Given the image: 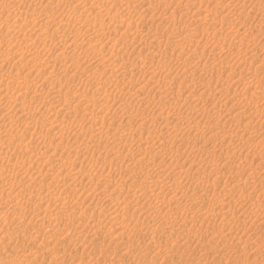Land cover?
I'll return each instance as SVG.
<instances>
[{
  "label": "rangeland",
  "instance_id": "1",
  "mask_svg": "<svg viewBox=\"0 0 264 264\" xmlns=\"http://www.w3.org/2000/svg\"><path fill=\"white\" fill-rule=\"evenodd\" d=\"M2 1H4L3 4ZM100 1L101 0L0 1V144H2L0 145V148H2V150L0 149V173H3L0 175V264H264V222L262 221L264 220V191L262 192V190H264V160H262L264 159V117H262L264 116V48H262L264 47V0H223L221 2H224L223 4L226 6L225 10L224 8H220V0H216V2L215 0H206V6L207 4L209 6H201V12L202 10L203 12L200 20H198V17L192 13L199 6L197 1L191 2L183 0L185 1L183 2L182 0H179V2L181 1V4L185 3V7L190 6L189 10H184L183 6V8H181L182 12L180 13L181 10H179L177 14V22H174V24L170 26H159V28H161V31L159 32H161L162 36L159 35L158 40H162L161 45L163 46H161V48H156L152 43L154 35L156 34L155 32H157L155 25L162 20L161 17L163 16H160L162 14L161 9H173L178 0H134L133 3V0H129L130 2L128 0H119L123 2L122 8V4H119L118 0H114V4L113 0H104V3H101ZM147 1L148 3H146ZM128 2L131 5L128 4ZM226 2L228 4H226ZM5 3L12 4L15 9L4 7ZM134 4L136 6L135 9L138 7L140 9V4L149 7L153 14L156 13L154 16L157 15V17L152 19L149 15H146V17L141 16V18L143 17L144 19H142V24L147 25H144L143 27L142 24H139L140 29L138 30L131 28L129 30V37L133 36L132 38L134 40L132 38H127V36V40L125 41L124 32L126 31V28L121 26L116 29V26L118 25L108 24L109 20L106 16V11L111 9V11H115L116 6L119 10L123 9L124 12H127L128 10H131L130 6H133ZM101 5L103 7H101ZM17 8L26 12V15L24 14L21 17L22 19H16ZM257 9L259 11H257ZM31 11L33 13H31ZM101 11L104 14L103 20L106 19L104 22H106L108 30L101 27V24L103 23L101 20ZM27 13L30 14L28 15ZM213 14L216 18L215 20ZM202 16H204L203 18L206 21L203 20ZM141 18L140 16H136L135 22L138 23L139 21H142L140 20ZM210 19L213 20L209 22ZM219 19L220 21L222 20V22H219ZM17 20H19V22ZM214 22L216 27L212 26ZM21 23L23 25H20ZM221 23H223V26ZM205 25H208V27ZM150 26L152 29H150ZM175 26L178 31L175 29ZM196 26H200L203 28L202 30L207 28L204 31L210 33L208 34L205 32V34H203L201 31L195 32ZM26 27L31 31L29 32ZM243 27L246 28L242 29ZM216 28L221 30L217 31L218 29ZM240 29L241 31H239ZM112 30H115L116 33ZM153 30L155 32H153ZM3 31L6 34L3 33ZM136 31L140 32L138 33ZM150 31L153 36L149 35V33H151ZM103 33L111 34L112 36L105 34L104 39L101 42V34ZM219 34L220 36L218 37L217 35ZM134 35H136L135 38ZM23 36L25 38H23ZM191 36H194L192 37L194 39H191L192 41L188 46V44L184 43V40L188 43ZM112 37H114V39ZM121 37L123 38V41H120ZM143 37L144 40H142ZM163 39L166 40V43ZM198 40L202 42L199 43ZM110 41H113V43ZM88 42H91L92 44H88ZM117 42L120 43L117 44ZM180 42L182 45L186 46L180 48ZM82 43L84 44L81 45ZM178 43H180V45H178ZM201 43L205 44V49L208 51L215 49L214 55L211 51L209 53L206 50L202 53V47L200 46ZM74 44H77L76 49H74ZM87 44L89 46H87ZM113 44H115L114 47L116 49L118 47L120 48H118V50L121 59H117L116 64L117 62L122 64V71L130 72L134 69V72H136L133 79L125 78L127 82L130 80H132L130 81L132 83L135 82L133 84L134 86L136 85L135 88H139L145 84L146 79L151 73L145 75L142 73H145V70H147L146 68H148H144V66L150 64V60L148 59L149 61L146 62L144 57L155 54L153 58L154 63L165 64L164 66L166 68L170 67L175 70L172 75L164 78L167 84L174 87V89H181L179 90V93L183 99L180 98L177 102L171 100V103H161L157 98L160 94L157 95V89L154 87L155 84H152L147 88V90L150 89L148 90L149 92L140 91L135 93L136 95L133 96L130 103L131 106L129 105L130 110H137L138 112L149 107L145 113L146 115H141L143 117L140 116L142 119L132 118L131 121L128 122L126 121L127 117H125L126 114L124 113H118L117 117H113L112 113L115 109L113 111L112 109L118 108L119 104L114 102L112 103V106H108L103 104L102 99L105 89L109 88L111 90L113 89V85L112 83H106L105 85L107 87L105 85L101 86V77L104 82H108L106 81L108 78L112 79L114 78L115 73H120V71L116 72L115 70V66L117 65H114V67H107L105 66L106 64H101V55H104L107 60L112 55L111 49ZM213 44L216 47H214ZM220 44L221 47L219 48ZM55 45L59 46L56 47ZM108 45L112 46L110 47ZM151 45H153V47H150ZM62 47H66V49L64 50ZM105 47H107V49ZM148 50L149 52H147ZM105 53H107V55ZM190 54H193L194 56ZM261 59L263 60L261 61ZM227 60L228 62H225ZM178 70L181 72H177ZM101 71H105L107 74L105 72L102 74ZM178 73L181 74L179 75ZM139 74L144 77H141ZM107 75L109 77H107ZM185 76H188V79H195L193 81L194 83H197L195 84L197 86L190 87V85H188L190 80L183 83ZM220 80H222L221 82L223 83H220ZM227 80H230V83L233 85H240V87L238 86L236 93L225 91L224 83ZM246 82H250L256 87L255 90H258L255 96L249 94L254 90V87L250 90L246 88L243 89L246 86ZM199 85L200 88H198ZM204 86L208 89H205ZM261 86H263V88ZM196 89L199 90L196 92ZM24 90L26 92H23ZM21 91L23 93H21ZM142 92L144 94H142ZM191 92L195 94L193 95ZM141 94L142 96L145 94L147 96L145 95L146 97H142L140 96ZM161 95L167 97L163 92H161ZM20 96L22 97L21 100L19 98ZM57 96L59 97V100L57 99ZM151 96H153V98ZM60 98L64 100L67 98L68 100L66 99L64 101ZM25 100L26 102H24ZM244 102L245 104H243ZM20 103L22 106H20ZM176 103L178 104L175 105ZM159 104L163 107L160 108ZM156 105L158 107H156ZM2 107L4 108L2 109ZM256 108L261 110H256ZM159 110L160 112L163 110L162 115L159 114ZM255 111H258V113ZM176 114L180 117L176 116ZM51 116H54L52 117L53 119L50 118ZM62 116L64 118H62ZM160 116L163 117L161 118L162 120L160 119ZM55 117L62 119H57ZM165 118L167 122H164ZM10 119H12L14 123ZM47 119H49V121H47ZM65 119L66 121H64ZM121 119L125 120V122H120L122 121ZM8 120H10V122ZM91 120H93L92 122L95 123V126H93L94 124ZM118 122L120 124L119 127L122 128L120 131L121 133L118 132L117 135H123L124 137L132 136L133 138L132 141H129L128 143L121 142L118 147H112L113 149H111V144L112 146H117L111 140H113V133L116 132H114V128L117 127ZM142 122L145 123V128L147 127L149 129V127L152 126L150 128L152 130L150 131L152 132L153 140L151 139L150 143L153 142V144L144 149L145 144L143 143V150L140 151V153L138 152L140 148L138 147V144L142 141L145 142V139L151 136V134L148 135L147 131L144 129L140 132L138 131V123L141 124ZM173 123H177L174 124L177 127L174 126ZM163 125H166L168 129H165L166 126ZM196 126L200 128H197ZM190 128L191 130H189ZM206 130H210L209 133ZM222 130L224 131L222 132ZM56 132H58L57 136L59 137L55 136ZM128 132H130V134H128ZM182 132L186 134L184 141H180V137L178 136L180 133L182 134ZM214 133L221 138H219V136H216V138L210 136ZM48 134H53L52 136L55 137L52 138L48 136ZM169 134L173 136L172 140L170 139L171 135ZM225 134L231 135L230 137L232 141L229 135L225 136ZM9 135L10 137L12 136L11 139H9ZM198 136L200 138H198ZM13 137L15 139H13ZM106 138L109 140H105ZM156 138H158V140ZM160 138L163 139L159 140ZM175 138L179 141H176ZM245 139H247L246 141H249L247 142L248 144L244 143ZM4 140L6 141L3 143ZM7 141L10 144V149L4 145L7 144ZM110 141L111 144H109ZM135 141L138 142L135 143ZM160 141L161 144L159 146ZM193 142H196V145ZM122 144L123 146H121ZM156 145L157 147H155ZM149 148L151 150H149ZM12 149L13 153L10 154ZM120 149L124 152L120 151ZM115 150H117V152H114ZM146 150L148 151L146 152ZM144 151L146 152V155ZM16 152L19 154H16ZM128 152H136V156L132 161L131 159L124 157ZM111 153L114 157L116 155L118 158L114 161L112 166H109L108 163L104 161L107 155L109 156ZM152 153L156 155H153ZM1 156H6L7 158ZM9 156L10 158H8ZM148 156L149 158H147ZM159 158L162 160L160 161ZM144 159L146 162H144ZM183 159L184 161H182ZM210 159L211 163H217V165H215L221 167L219 170L222 173H217L218 177H220L218 179L219 182L217 181V183L212 186L213 188L209 187L206 192L204 188L205 184L202 180H205L204 176L206 177V174L210 171V168H212L206 165V162ZM153 162H157V165L152 164ZM134 163H136V166ZM148 164L155 167L158 166V164L161 167H167V170H165V172L159 177V182L161 181L160 189L162 188L163 190L156 189L153 193H157L155 195H159L160 199L163 198L161 200H167L170 197H174L176 201L179 200V203L173 204L174 206H172V208L171 206H164V208L163 205H160L159 208L147 207L144 208V211L141 209V212L140 210L137 212L134 207L128 206L126 213L129 215L126 214V217L123 216L124 218L120 214L117 215V217H114L113 214H111V211L114 209V205H116L115 201L104 194L110 193L109 190L114 187H118L120 190L124 185H128L129 182H131V179L133 180V177L127 178L128 181L126 179L120 181V184H116L114 187L109 185L107 188H104L105 183L101 182V176H103L102 173L106 174L108 172H113L115 173V176H118L119 171H122L125 168V171L129 170V173L131 172L130 174L135 175L136 171L140 173V170ZM133 165L134 167H132ZM191 167L192 169H190ZM126 168H128V170H126ZM258 168L259 170H257ZM23 169L24 173L22 171ZM196 171L197 173H195ZM88 174L91 175L88 176ZM195 174L199 176H196ZM134 177L138 181V175L136 174ZM141 178L143 177H140L139 179ZM210 178L212 179L213 177L210 175ZM16 181L18 183L20 182V186L17 185L18 183ZM174 181L180 184L176 190L171 189ZM146 184H151V181L147 180ZM24 187L26 188L25 191H27L25 193H23ZM128 188L124 189L125 192H123L124 194H121L120 197L125 196V199H132L133 196H135L134 194H136V192H134L133 189L131 190L133 187ZM18 190L22 192H19L20 194L18 193L19 196L16 194ZM181 194L185 196H182ZM191 195L193 197H191ZM210 196L212 197L210 198ZM250 200L253 204L250 203ZM29 201H31V204L28 203ZM121 202L122 204H125L123 201ZM121 202H119L120 208L123 206L120 204ZM226 202L229 205L226 204ZM12 204L15 208L12 207ZM219 204L223 205L221 210L220 207H218ZM192 206L194 210L200 209L199 213L201 214L198 215V217H195L196 213L189 212L193 214V217L188 215V217H191L190 219L186 216L182 218L180 215L182 209ZM261 207L263 208L261 209ZM166 208L171 209L167 210ZM212 208H215L217 211ZM154 210H157L156 214L158 216L154 213ZM227 210H229V213ZM202 211H204L203 213L205 214H203ZM209 211L216 215L209 214L208 217L204 216L207 215L206 212ZM231 212L235 214H232ZM146 214L148 217L144 218V215ZM166 215H171L172 217L167 218V220L165 219ZM210 216L214 219H211ZM233 217H235V220H232ZM115 220H118L119 222L122 221L124 227L122 229L115 228ZM137 220H139V222ZM112 223L114 225L110 227ZM133 226H139L142 229L136 232L134 239H131L130 241L127 237L130 235L128 233L133 232ZM109 228L111 232L108 231ZM118 232H124L126 238L117 236ZM131 243L132 248L130 251H127L126 245ZM172 246L173 249L171 248ZM123 255L125 256V259L120 261L119 259ZM125 260L128 261V263ZM147 260L149 262H147Z\"/></svg>",
  "mask_w": 264,
  "mask_h": 264
},
{
  "label": "bare ground",
  "instance_id": "2",
  "mask_svg": "<svg viewBox=\"0 0 264 264\" xmlns=\"http://www.w3.org/2000/svg\"><path fill=\"white\" fill-rule=\"evenodd\" d=\"M1 1V0H0ZM109 1V0H108ZM129 1V0H128ZM183 1V0H182ZM187 1H191V2H198L199 3V6H198V8L197 9H195V11L194 12H192V13H194L195 15H196V17H198V20H200V17H201V15H202V12H203V10H202V12H201V6H206V0H187ZM221 1H223V0H220L219 2H220V8H224V10H225V5L223 4L224 2H221ZM3 2L4 1H2V4H3ZM101 3H104V0H101L100 1ZM106 2V1H105ZM110 2H112V1H110ZM130 2V1H129ZM128 2V4H130ZM134 2V0L132 1V3ZM141 2V1H140ZM163 2V1H162ZM183 2H185V1H183ZM206 2V3H205ZM215 2H216V0H215ZM228 2V1H227ZM226 2V4H228ZM243 2V1H242ZM108 3V2H107ZM115 3V1L113 0V4ZM118 3L119 4H122L123 2L122 1H119L118 0ZM146 3H148V1L146 2ZM236 3V2H235ZM110 4V3H109ZM112 4V3H111ZM137 4V3H136ZM158 4V3H157ZM190 4V3H189ZM103 5V4H102ZM101 5V7H103ZM117 5V4H116ZM131 5V4H130ZM139 5V4H138ZM150 5V4H149ZM169 5V4H168ZM167 5V6H168ZM175 5V4H174ZM195 5V4H194ZM242 5V4H241ZM251 5V4H250ZM106 6H108V5H106ZM140 6H141V8L139 9V7L137 8V9H135V4L133 5V6H130L131 7V10H128L127 12H124V10L122 9V10H119V8H117L116 6H115V11H111V10H108V11H106V16H107V18H108V20H109V22H108V24L110 23V24H112V25H118V26H116V29L118 28V27H121V26H123V27H125L126 28V31L124 32V39H125V41L127 40V38H129V39H131L132 37H129V30L131 29V28H135L136 30H138V29H140V26H139V24H142V22H143V17L145 16L146 17V15L148 16L149 15V17L150 18H155V17H157V15L156 16H154V14H156V13H154L153 14V12H152V10L149 8V7H145V5L143 6V5H141L140 4ZM155 6H157V5H155ZM172 6V5H171ZM183 6H184V10L186 9V10H189V7L190 6H186L185 7V3H183V4H181V1L179 2V0L176 2V5H175V7L173 8V9H171V10H169V8H168V10L167 9H161V11H162V14L160 15V16H163V17H161V21L160 22H158V24H156L155 25V29L157 30V32H155L154 30H153V32H155L156 34L154 35V39H153V41H152V43H153V45L154 46H156V48L157 47H160L161 48V46H163V45H161V42H162V40H158V38H159V35L160 36H162L161 35V32H159V31H161V28H159V26H170V25H173L174 24V22H177V20H176V17H177V14H178V12H179V10H181V8H183ZM196 6V5H195ZM207 6H209L208 4H207ZM206 6V7H207ZM213 6V5H212ZM211 6V7H212ZM228 6V5H227ZM230 6V5H229ZM4 7H11V9H15L14 8V6L12 5V4H10V3H5L4 4ZM119 7V6H118ZM123 7V4H122V6H121V8ZM151 7V6H150ZM248 7V6H247ZM262 7V6H261ZM106 8V7H105ZM127 8V7H126ZM167 8V7H166ZM205 8V7H204ZM252 8V7H251ZM214 9V8H213ZM234 9V8H233ZM250 9V8H249ZM17 10V13H16V19L18 18V19H20L24 14L26 15V12H24V11H21V9H16ZM105 10V9H104ZM155 10H157V9H155ZM231 10V9H230ZM251 10V9H250ZM191 11V10H190ZM209 11V10H208ZM229 11V10H228ZM234 11V10H233ZM257 11H259L258 9H257ZM24 12V13H23ZM104 12V11H103ZM156 12V11H155ZM158 12V11H157ZM182 12V10L180 11V13ZM213 12V11H212ZM227 12V11H226ZM231 12V11H230ZM239 12V11H238ZM31 13H33L32 11H31ZM259 13V12H258ZM28 14V13H27ZM30 14V13H29ZM28 14V15H29ZM188 14V13H187ZM231 14V13H230ZM253 14V13H252ZM263 14V13H262ZM27 15V16H28ZM103 13H102V11H101V20H102V26L101 27H103L105 30H108V27H107V25H106V22H104L106 19H104L103 20ZM26 16V17H27ZM136 16H140V18H141V16H143L140 20H142V21H139L138 23L137 22H135L136 21ZM192 16V15H191ZM205 16V15H204ZM204 16H202V18L204 17ZM213 16H214V14H213ZM226 16V15H225ZM239 16V15H238ZM244 16V15H243ZM251 16V15H250ZM25 17V16H24ZM29 17V16H28ZM229 17V16H228ZM230 17H232V16H230ZM236 17V16H235ZM253 17V16H252ZM34 18V17H33ZM138 18V17H137ZM208 18V17H207ZM22 19V18H21ZM37 19V18H36ZM197 19V18H196ZM216 18H215V16H214V20H215ZM24 20V19H23ZM26 20V19H25ZM175 20V21H174ZM203 20H205L204 18H203ZM211 20H213V19H210V21L209 22H211ZM255 20V19H254ZM18 22H19V20H17ZM22 21V20H21ZM206 21V20H205ZM204 21V22H205ZM217 21H218V19H217ZM216 21V22H217ZM34 22H35V20H34ZM153 22H154V20H153ZM219 22H222V20L220 21V19H219ZM245 22V21H244ZM23 23H25V22H23ZM27 23V22H26ZM38 23V22H37ZM147 23V22H146ZM148 23H150V22H148ZM241 23V22H240ZM249 23V22H248ZM33 24H35V23H33ZM39 24V23H38ZM184 24V23H183ZM187 24H189V23H187ZM186 24V25H187ZM209 26H211L209 23H207ZM222 24V26H223V23H221ZM20 25H23L22 23L20 24ZM36 25V24H35ZM34 25V26H35ZM144 25H147V24H142V26L144 27ZM149 25V24H148ZM176 25V24H175ZM208 25H205V26H207L208 27ZM216 24H215V22L213 23V25L212 26H215ZM239 25V24H238ZM249 25V24H248ZM247 25V26H248ZM24 26H26V25H24ZM23 26V27H24ZM31 26H32V23H31ZM30 26V27H31ZM163 26V27H164ZM204 26V25H203ZM221 26V25H220ZM250 26V25H249ZM29 27V26H28ZM38 27H41V26H38ZM110 27V26H109ZM152 27H154V26H152ZM186 27V26H185ZM216 27V26H215ZM239 27V26H238ZM25 28V27H24ZM27 28V27H26ZM35 28V27H34ZM147 28H149V27H147ZM181 28V27H180ZM193 28V27H192ZM220 28V27H219ZM225 28V27H224ZM244 28H246V27H243L242 29H244ZM262 28H263V26H262ZM9 29V28H8ZM7 29V30H8ZM21 29V28H20ZM28 29V28H27ZM26 29V30H27ZM42 29V28H41ZM150 29H152L151 28V26H150ZM171 29V28H170ZM175 29H176V26H175ZM203 28H201L200 26H196V28H195V32L196 31H201V33H203V34H205V32L206 31H204L205 29H207V28H205L204 30H202ZM216 29H218V28H216ZM235 29V28H234ZM10 30V29H9ZM19 30V29H18ZM29 30V29H28ZM39 30V29H38ZM124 30V29H123ZM177 30V29H176ZM221 29H218L217 31H220ZM254 30V29H253ZM11 31V30H10ZM15 31V30H14ZM21 31V30H20ZM31 30H29V32H30ZM40 31V30H39ZM102 31V30H101ZM113 31V30H112ZM135 31V30H134ZM140 31H142V30H140ZM139 31V32H140ZM144 31V30H143ZM149 31V30H148ZM172 31H174V30H172ZM178 31V30H177ZM193 31V30H192ZM207 31H209V30H207ZM211 31V30H210ZM216 31V30H215ZM238 31V30H237ZM239 31H241V29L239 30ZM262 31V30H261ZM113 32H115V30L113 31ZM136 32H138V31H136ZM138 32V33H139ZM151 32V31H150ZM222 32V31H221ZM232 32H234V31H232ZM246 32V31H245ZM259 32V31H258ZM3 33H5L4 31H3ZM38 33H40V32H38ZM108 33H109V31H108ZM111 33V32H110ZM116 33V32H115ZM119 33H121V32H119ZM131 33V32H130ZM193 33V32H192ZM200 33V32H199ZM206 33H210V32H206ZM213 33V32H212ZM211 33V34H212ZM218 33V32H217ZM261 33V32H260ZM263 33V32H262ZM6 34V33H5ZM25 34V33H24ZM23 34V35H24ZM106 33H103V34H101V42L103 41V39H104V35H105ZM134 34H137V33H134ZM147 34V33H146ZM152 34V32L151 33H149V35H151ZM195 34V33H194ZM214 34V33H213ZM212 34V35H213ZM243 34V33H242ZM241 34V35H242ZM9 35V34H8ZM42 35V34H41ZM44 35V34H43ZM106 35H111V34H106ZM121 35V34H120ZM143 35V34H142ZM201 35V34H200ZM229 35V34H228ZM250 35V34H249ZM16 36H17V34H16ZM112 36V35H111ZM119 36V35H118ZM122 36V35H121ZM128 36V37H127ZM135 36L136 35H134V38H135ZM140 36V35H139ZM144 36V35H143ZM151 36H153V35H151ZM165 36H167V35H165ZM174 36V35H173ZM218 37L220 36V34L219 35H217ZM217 36H215V37H217ZM1 37V36H0ZM4 37H5V35H4ZM4 37H3V39H4ZM127 37V38H126ZM149 37V36H148ZM172 37V36H171ZM176 37V36H175ZM192 37H194V36H191V38H189L190 40L188 41V43L186 42V40H184V43L185 44H188V46H189V43H191V39H194V38H192ZM205 37V36H204ZM246 37V36H245ZM263 37V36H262ZM23 38H25L24 36H23ZM39 38V37H38ZM109 38H110V36H109ZM113 39H114V37H112ZM138 38H140V37H138ZM146 38V37H145ZM173 38V37H172ZM196 38V37H195ZM222 38V37H221ZM225 38V37H224ZM240 38V37H239ZM115 39H116V37H115ZM133 39V38H132ZM148 39V38H147ZM166 39V38H165ZM216 39V38H215ZM247 39V38H246ZM251 39V38H250ZM98 40V39H97ZM107 40V39H106ZM105 40V41H106ZM134 40V39H133ZM142 40H144V37H143V39ZM164 40V39H163ZM170 40H172V39H170ZM209 40V39H208ZM207 40V41H208ZM217 40H219V39H217ZM221 40V39H220ZM225 40V39H224ZM254 40V39H253ZM2 41V40H1ZM105 41H104V43H105ZM109 41V40H108ZM120 41H123V38L121 37L120 38ZM124 41V42H125ZM146 41V40H145ZM151 41V40H150ZM172 41H174V40H172ZM199 41V40H198ZM247 41V40H246ZM25 42V41H24ZM110 42H112L113 43V41H110ZM135 42V41H134ZM141 42H143V41H141ZM164 42L166 43V40H164ZM194 42V41H193ZM200 42H202V41H199V43ZM215 42H217V41H215ZM229 42V41H228ZM85 43V42H84ZM84 43H82L81 45H83ZM111 43V44H112ZM120 42H117V44H119ZM121 43H123V42H121ZM127 43V42H126ZM130 43V42H129ZM149 43V42H148ZM147 43V44H148ZM181 43V42H180ZM180 43H178V45H180ZM204 43H205V41H204ZM218 43V42H217ZM241 43H243V42H241ZM250 43V42H249ZM22 44V43H21ZM30 44V43H29ZM60 44V43H59ZM88 44H92L91 42H88ZM87 44V46H89ZM109 44V43H108ZM134 44V43H133ZM140 44V43H139ZM145 44V43H144ZM221 44H223V43H221ZM221 44H220V46H219V48L221 47ZM229 44V43H228ZM227 44V45H228ZM235 44V43H234ZM260 44V43H259ZM79 45V44H78ZM80 45V46H81ZM114 45L115 44H113V47H112V49H111V52H112V55L110 56V58H108V60L105 58V56L104 55H101V64H106L105 66H113L114 67V65H117V66H115L116 68H115V70H116V72L117 71H120V73H115L114 74V78H112V79H110V78H108L106 81H108V82H104L103 80H102V77H101V86L102 85H105L106 83H112V85H113V89H109V88H106L105 89V92L103 93L104 94V96H103V104H106V105H108V106H112V103H114V102H117L118 104H119V107L118 108H113L112 109V111H113V113H112V116L113 117H117V115H118V113H121V114H126V116L125 117H127L126 119V121H128V122H130L131 121V119L132 118H141V117H143V116H141V115H144L146 112H147V110H148V108L147 109H142L140 112H138L137 110H130L129 108V105H130V103H131V100L133 99V96H135L136 94L135 93H138V92H140V91H147V92H149L148 90H150V89H148L147 90V88H149L148 86H151L152 84H155L154 85V87L157 89V95H159L157 98H158V101L159 102H161V103H164V104H166V103H168V102H170L171 103V100L172 101H174V102H177V101H179V99L181 98V99H183L182 98V96H180V93H179V90H181L180 88H178V89H174V87H172V86H170L169 84H167V82L165 81V78L166 77H168V76H170V75H172V73H174L175 72V70L174 69H171L170 67L169 68H166L163 64H159V63H154V55L155 54H153V55H150V56H146V57H144L145 58V61L147 62V61H149L150 60V64L148 65V64H146L145 66H144V68L145 67H148V68H146L147 70H145V73L144 72H142L144 75L145 74H150V76H148V78L146 79V83L145 84H143L142 86H140L139 88H135V86L133 85L134 83H132V82H130V81H132V80H130V81H126L125 80V78H128V79H133V77H135V74H136V72H134V69L133 70H131L130 72H127V71H122V64L121 63H118L117 62V64H116V61H117V59H119L120 57H121V55H120V53H119V50H118V48L116 49L115 47H114ZM124 45H126V44H124ZM129 45H132V44H129ZM153 45H151L150 47H153ZM170 45H172V44H170ZM174 45H175V43H174ZM191 45V44H190ZM195 45V44H194ZM212 45V44H211ZM56 46V45H55ZM57 46H59V45H57ZM56 46V47H57ZM102 46V45H101ZM108 46H110V45H108ZM112 46V45H111ZM110 46V47H111ZM183 46H186V45H182V43H181V47L180 48H182ZM197 46H199V45H197ZM201 47H202V53L204 52V50H206L205 48H206V46H205V44H202L201 43V45H200ZM213 46H214V44H213ZM239 46V45H238ZM76 47H77V44H74V49H76ZM84 47V46H83ZM86 47V46H85ZM127 47H129V46H127ZM146 47V46H145ZM174 47H176V46H174ZM212 47V46H211ZM214 47H216V46H214ZM252 47V46H251ZM31 48V47H30ZM62 48H64V47H62ZM80 48V47H79ZM106 49H107V47H105ZM109 48V47H108ZM125 48H126V46H125ZM155 48V49H156ZM184 48V47H183ZM190 48V47H189ZM240 48V47H239ZM254 48H256V47H254ZM262 48H264V47H262ZM32 49V48H31ZM66 49V47L64 48V50ZM82 49V48H81ZM104 49V48H103ZM105 49V50H106ZM120 49V48H119ZM122 49V48H121ZM129 49V48H128ZM170 49V48H169ZM225 49V48H224ZM257 49V48H256ZM147 50V49H146ZM153 50H154V48H153ZM167 50H168V48H167ZM172 50V49H171ZM178 50V49H177ZM196 50V49H195ZM194 50V51H195ZM215 50V49H214ZM214 50H206L207 52H209L210 53V51H211V53L214 55ZM229 50V49H228ZM107 51V50H106ZM120 51H122V50H120ZM124 51H125V49H124ZM152 51V50H151ZM173 51V50H172ZM193 51V50H192ZM101 52H104V51H101ZM109 52V51H108ZM147 52H149V50L147 51ZM153 52V51H152ZM154 52H155V50H154ZM162 52H164V51H162ZM200 52V51H199ZM219 52V51H218ZM127 53V52H126ZM134 53V52H133ZM173 53V52H172ZM172 53H169V54H171V55H175V54H172ZM190 53H192V52H190ZM194 53H197V52H194ZM260 53V52H259ZM261 53H263V52H261ZM52 54V53H51ZM103 54V53H102ZM106 55H107V53H105ZM165 54V53H164ZM186 54V53H185ZM238 54V53H237ZM252 54V53H251ZM13 55V54H12ZM130 55V54H129ZM159 55V54H158ZM161 55V54H160ZM184 55V54H183ZM190 55H192V56H194L193 54H190ZM240 55H242V54H240ZM197 56V55H196ZM220 56V55H219ZM218 56V57H219ZM14 57V56H13ZM12 57V58H13ZM125 57H127V56H125ZM133 57V56H132ZM202 57V56H201ZM230 57V56H229ZM264 57V56H263ZM1 58V57H0ZM127 58H129V57H127ZM140 58V57H139ZM165 58V57H164ZM171 58V57H170ZM199 58V57H198ZM204 58V57H203ZM209 58V57H208ZM226 58V57H225ZM252 58V57H251ZM121 59V58H120ZM126 59V58H125ZM149 59V60H148ZM166 59V58H165ZM207 59V58H206ZM220 59H222V58H220ZM236 59V58H235ZM250 59V58H249ZM255 59H256V57H255ZM124 60V59H123ZM157 60V59H156ZM210 60V59H209ZM263 59H261V61H262ZM126 61H127V59H126ZM130 61V60H129ZM135 61V60H134ZM144 61V60H143ZM144 61V62H145ZM178 61V60H177ZM208 61V60H207ZM221 61V60H220ZM244 61H246V60H244ZM248 61V60H247ZM251 61V60H250ZM264 61V60H263ZM213 62V61H212ZM225 62H228V60L227 61H225ZM230 62V61H229ZM243 62V61H242ZM142 64H144V63H142ZM192 64H194V63H192ZM201 64H203V63H201ZM205 64V63H204ZM211 64V63H210ZM217 64V63H216ZM220 64V63H219ZM250 64V63H249ZM132 65V64H131ZM130 65V66H131ZM182 65V64H181ZM208 65V64H207ZM220 65H222V64H220ZM242 65H244V64H242ZM136 66V65H135ZM176 66V65H175ZM201 66V65H200ZM126 67V66H125ZM137 67H140V66H137ZM142 67V66H141ZM168 67V66H167ZM173 67V66H172ZM182 67V66H181ZM211 67V66H210ZM222 67H224V66H222ZM226 67V66H225ZM102 68V67H101ZM177 68V67H176ZM219 68V67H218ZM237 68V67H236ZM250 68V67H249ZM39 69V68H38ZM105 69H107V68H105ZM178 69V68H177ZM180 69V68H179ZM229 69V68H228ZM129 70V69H128ZM213 70V69H212ZM217 70V69H216ZM245 70V69H244ZM122 71V72H121ZM137 71V70H136ZM142 71H143V68H142ZM183 71V70H182ZM189 71V70H188ZM231 71V70H230ZM102 72V71H101ZM105 71H103L102 72V74L104 73ZM177 72H181V71H177ZM176 72V73H177ZM198 72V71H197ZM239 72H241V71H239ZM106 73V72H105ZM110 73V72H109ZM138 73H141V72H138ZM137 73V74H138ZM184 73V72H183ZM238 73V72H237ZM242 73V72H241ZM245 73V72H244ZM26 74V73H25ZM107 74V73H106ZM162 74H165V75H162ZM179 75L181 74V73H178ZM190 74V73H189ZM212 74V73H211ZM211 74H209V75H211ZM218 74V73H217ZM220 74V73H219ZM247 74V73H246ZM251 74H253V73H251ZM24 75V74H23ZM140 75V74H139ZM157 75H159V76H157ZM177 75V74H176ZM195 75V74H194ZM202 75V74H201ZM221 75V74H220ZM232 75V74H231ZM141 77H144V76H142V75H140ZM188 76H190V75H188ZM188 76H185L184 77V79H183V83L184 82H186V81H188V80H190V82H188L187 84L188 85H190V87L191 86H197V85H195V84H197V83H194V81L193 80H195V79H188ZM192 76V75H191ZM222 76V75H221ZM250 76V75H249ZM254 76V75H253ZM256 76V75H255ZM264 76V75H263ZM106 77V76H105ZM107 77H109L108 75H107ZM165 77V78H164ZM136 78H137V76H136ZM140 78V77H139ZM171 78V77H170ZM210 78V77H209ZM217 78V77H216ZM225 78V77H224ZM233 78V77H232ZM246 79V78H245ZM264 79V78H263ZM135 80H137V79H135ZM254 80H257V79H254ZM97 81H99V80H97ZM96 81V82H97ZM181 81V80H180ZM222 80H220L219 82L220 83H223V82H221ZM211 82V81H210ZM233 82V81H232ZM237 82H239V81H237ZM241 82V81H240ZM177 83V82H176ZM182 83V84H183ZM245 83V82H244ZM243 83V84H244ZM262 83H263V81H262ZM96 84V83H95ZM206 86H208L207 84H205ZM263 85V84H262ZM184 86V85H183ZM206 86H204L205 87V89H208ZM222 86V85H221ZM238 86L240 87V85L239 84H237V85H233L232 83H230V80H227L225 83H224V89H225V91H231L232 93H236V91H237V89H238ZM258 86V85H257ZM51 87H53V86H51ZM104 87V86H103ZM154 87H152L153 89H154ZM202 87V86H201ZM214 87H216V86H214ZM233 87V88H232ZM244 87V86H243ZM252 87H254V90H255V86H253L250 82H246V86L243 88V89H251ZM262 88H263V86H261ZM12 88V87H11ZM198 88H200V85H199V87ZM25 89V88H24ZM52 89H54V88H52ZM156 89H154V90H156ZM193 89V88H192ZM191 89V90H192ZM204 89V90H205ZM216 89V88H215ZM25 90H27V89H25ZM23 91V92H26V91ZM187 90V89H186ZM197 90H199V89H196L195 91L197 92ZM203 90V91H204ZM251 91L249 94H253L254 96L257 94V91L258 90H255V91ZM55 91V90H54ZM114 91V92H113ZM188 91H190V90H188ZM207 91V90H206ZM212 91H213V89H212ZM216 91V90H215ZM223 91V90H222ZM22 91H21V93H23ZM142 92V94H144ZM155 92V91H154ZM161 92H163L164 93V95H167V97H163L162 95H161ZM181 92V91H180ZM151 93H153V92H151ZM187 93V92H186ZM222 93V92H221ZM226 93V92H225ZM239 93V92H238ZM261 93V92H260ZM142 94L140 95V96H142ZM189 94V93H188ZM191 94H195V93H193V92H191ZM224 94V93H223ZM242 94V93H241ZM240 94V95H241ZM81 95V94H80ZM82 95H83V93H82ZM138 95V94H137ZM146 95V94H145ZM142 96V97H146V96ZM152 95V94H151ZM244 95V94H243ZM259 95V94H258ZM60 96V95H59ZM198 96V95H197ZM58 97V96H57ZM64 97H66V96H64ZM141 97V98H142ZM152 98H153V96H151ZM185 97V96H184ZM228 97V96H227ZM231 97V96H230ZM237 97V96H236ZM249 97V96H248ZM262 97V96H261ZM20 98V100H21V96L19 97ZM18 98V99H19ZM167 98H168V100H170V101H168L167 100ZM194 98V97H193ZM252 98H254V97H252ZM257 98V97H256ZM58 100H59V97L57 98ZM61 100H64V99H62V98H60ZM67 99V98H66ZM65 99V100H66ZM138 99V98H137ZM187 99V98H186ZM64 100V101H65ZM68 100V99H67ZM139 100H141V99H139ZM143 100H145V99H143ZM154 100V99H153ZM185 100V99H184ZM183 100V101H184ZM187 100H189V99H187ZM219 100V99H218ZM236 100V99H235ZM239 100V99H238ZM249 100V99H248ZM257 100V99H256ZM19 101V100H18ZM145 101H148V100H145ZM24 102H26V100L24 101ZM67 102V101H66ZM181 102V101H180ZM248 102V101H247ZM260 102H262V101H260ZM19 103V102H18ZM30 103V102H29ZM58 103H60V102H58ZM63 103V102H62ZM101 103H102V101H101ZM158 103V102H157ZM183 103V102H182ZM181 103V104H182ZM216 103V102H215ZM223 103V102H222ZM21 104V103H20ZM32 104V103H31ZM133 104V103H132ZM152 104V103H151ZM178 103H176L175 105H177ZM188 104V103H187ZM233 104V103H232ZM231 104V105H232ZM243 104H245V102L243 103ZM114 105V104H113ZM146 105V104H145ZM144 105V106H145ZM161 104H159V107L161 108V107H163V106H160ZM171 105V104H170ZM198 105V104H197ZM226 105V104H225ZM236 105V104H235ZM20 106H22V104L20 105ZM33 106H34V104H33ZM115 106V105H114ZM131 106V105H130ZM140 106V105H139ZM172 106H173V104H172ZM195 106V105H194ZM219 106V105H218ZM230 106V105H229ZM154 107V106H153ZM156 107H158L157 105H156ZM165 107V106H164ZM256 107V106H255ZM254 107V108H255ZM1 108V107H0ZM4 107H2V109H3ZM19 108V107H18ZM21 108V107H20ZM112 108V107H111ZM160 108H158V109H160ZM167 108V107H166ZM165 108V109H166ZM180 108V107H179ZM189 108V107H188ZM193 108V107H192ZM196 108V107H195ZM222 108H223V105H222ZM240 108V107H239ZM252 108V107H251ZM264 108V107H263ZM262 108V109H263ZM56 109V108H55ZM57 109H59V108H57ZM158 109H156V110H158ZM187 109V108H186ZM215 109V108H214ZM219 109V108H218ZM217 109V110H218ZM241 109V108H240ZM21 110V109H20ZM20 110H19V112H20ZM35 110V109H34ZM39 110V109H38ZM107 110V109H106ZM224 110V109H223ZM226 110V109H225ZM256 110H261V109H257L256 108ZM9 111V110H8ZM23 111V110H22ZM25 111V110H24ZM154 111H155V109H154ZM163 111V110H162ZM160 112V110H159V114L160 115H162L163 114V112ZM165 111V110H164ZM207 111H209V110H207ZM227 111V110H226ZM230 111H231V109H230ZM28 112V111H27ZM150 112V111H149ZM148 112V113H149ZM172 112V111H171ZM196 112V111H195ZM198 112H200V111H198ZM234 112V111H233ZM255 112H257L258 113V111H255ZM261 112V111H260ZM8 113V112H7ZM24 113V112H23ZM107 113H109V112H107ZM158 113V112H157ZM193 113V112H192ZM235 113V112H234ZM253 113V112H252ZM264 113V112H263ZM3 114V113H2ZM16 114V113H15ZM19 114V113H18ZM155 114V113H154ZM166 114H167V112H166ZM169 114V113H168ZM208 114V113H207ZM206 114V115H207ZM241 114V113H240ZM1 115V114H0ZM11 115V114H10ZM103 115V114H102ZM146 115V114H145ZM152 115V114H151ZM155 115H157V114H155ZM165 115V114H164ZM193 115V114H192ZM234 115V114H233ZM232 115V116H233ZM237 115V114H236ZM254 115V114H253ZM3 116H5V115H3ZM19 116V115H18ZM17 116V117H18ZM123 116V117H124ZM141 116V117H140ZM176 116H178L177 114H176ZM209 116H211V115H209ZM8 117V116H7ZM39 117V116H38ZM41 117V116H40ZM52 117H54V116H51L50 118H52ZM60 117V116H59ZM59 117H55V118H59ZM89 117V116H88ZM178 117H180V116H178ZM193 117V116H192ZM215 117V116H214ZM242 117V116H241ZM262 117H264V116H262ZM9 118V117H8ZM16 118V117H15ZM47 118H48V116H47ZM62 118H64L63 116H62ZM62 118H59V119H62ZM161 118H163L162 116H160V119ZM206 118H207V116H206ZM205 118V119H206ZM209 118V117H208ZM212 118H213V116H212ZM228 118V117H227ZM20 119V118H19ZM36 119H38V118H36ZM53 119V118H52ZM142 119V118H141ZM178 119V118H177ZM184 119V118H183ZM192 119V118H191ZM258 119V118H257ZM10 120H12V119H10ZM10 120H8L9 122H10ZM102 120H104V119H102ZM122 120V119H121ZM156 120V119H155ZM162 120V119H161ZM176 120V119H175ZM179 120V119H178ZM198 120V119H197ZM259 120V119H258ZM13 121V120H12ZM47 121H49V119H47ZM51 121V120H50ZM64 121H66V119L64 120ZM93 120H91V122H92ZM95 121V120H94ZM125 122V120H122V121H120V122ZM145 121V120H144ZM150 121V120H149ZM160 121V120H159ZM173 121V120H172ZM189 121V120H188ZM209 121V120H208ZM249 121V120H248ZM57 122V121H56ZM55 122V123H56ZM61 122V121H60ZM127 122V123H128ZM164 122H167L166 121V118H165V120H164ZM177 122V121H176ZM211 122V121H210ZM13 123H14V121H13ZM47 123V122H46ZM52 123V122H51ZM93 123V122H92ZM103 123V122H102ZM160 123V122H159ZM186 123V122H185ZM262 123V122H261ZM47 124H49V123H47ZM54 124V123H53ZM57 124V123H56ZM66 124V123H65ZM94 125L93 126H95V123H93ZM108 124V123H107ZM124 124V123H123ZM144 122H142L141 124H139L138 123V131L140 132V131H142V129H144V130H146L147 131V134L149 135V134H151L152 132L150 131V130H152V129H150L151 127H149V129L146 127L145 128V126H144ZM174 124H177V123H173V125ZM198 124V123H197ZM205 124V123H204ZM8 125H10V124H8ZM61 125V124H60ZM67 125V124H66ZM65 125V126H66ZM89 125H91V124H89ZM149 125V124H148ZM194 125V124H193ZM193 125H190V126H193ZM196 125V124H195ZM63 126V125H62ZM110 126H111V124H110ZM120 126V124H119V122H118V125H117V127H115L114 129V132L115 133H113V137H112V139L113 140H111V141H113L117 146H112V144H111V141H110V143L109 144H111V146H110V148L111 149H113L114 147H118V145L121 143V142H126V143H128L129 141H132V136L131 137H124L123 135L122 136H120V135H117V133L118 132H120L121 131V128L119 127ZM122 126V125H121ZM134 126V125H133ZM163 126H166V125H163ZM174 126H176V125H174ZM199 126V125H198ZM203 127H205L204 125H202ZM250 126V125H249ZM9 127V126H8ZM11 127H12V125H11ZM57 127V126H56ZM61 127V126H60ZM60 127H58V128H60ZM89 127V126H88ZM127 127H129V126H127ZM131 127V126H130ZM154 127V126H153ZM169 127V126H168ZM177 127V126H176ZM197 127V126H196ZM208 127H210V126H208ZM240 127V126H239ZM250 127H252V126H250ZM55 128V127H54ZM104 128V127H103ZM174 128V127H173ZM197 128H200V127H197ZM253 128V127H252ZM83 129V128H82ZM81 129V130H82ZM91 129V128H90ZM89 129V130H90ZM102 129V128H101ZM107 129H109V128H107ZM113 129V128H112ZM124 129V128H123ZM129 129V128H128ZM165 129H168L167 128V126H166V128ZM207 129V128H206ZM45 130V129H44ZM48 130V129H47ZM54 130V129H53ZM52 130V132L54 133V131ZM62 130H63V128H62ZM84 130H85V128H84ZM110 130V129H109ZM126 130H127V128H126ZM174 130V129H173ZM187 130V129H186ZM189 130H191V128L189 129ZM193 130V129H192ZM203 130H205V129H203ZM225 130V129H224ZM224 130H222V132L224 131ZM243 130H244V128H243ZM46 131V130H45ZM129 131V130H128ZM154 131V130H153ZM184 131V130H183ZM195 131V130H194ZM199 131V130H198ZM197 131V132H198ZM207 131V130H206ZM210 131V130H209ZM209 131H207L208 133H209ZM229 131V130H228ZM59 132V131H58ZM58 132H56V135L55 136H57V133ZM168 132H170V131H168ZM231 132V131H230ZM229 132V133H230ZM22 133V132H21ZM21 133H19V134H21ZM48 133H50V132H48ZM121 133V132H120ZM125 133V132H124ZM132 133H134V132H132ZM155 133V132H154ZM160 133V132H159ZM179 133V132H178ZM187 133H188V131H187ZM204 133H206V132H204ZM217 133V132H216ZM224 133H226V132H224ZM252 133V132H251ZM23 134H24V132H23ZM23 134H21V135H23ZM47 134V133H46ZM85 134H86V132H85ZM110 134V133H109ZM123 134V133H122ZM128 134H130V132H128ZM172 134V133H171ZM171 134H169V135H171ZM181 134V133H180ZM180 134L178 135L179 137H180V141H184L185 140V137H186V134L184 133V132H182V134H181V136H180ZM184 134H185V136H184ZM189 134V133H188ZM199 134V133H198ZM197 134V135H198ZM211 134V133H210ZM218 134H219V132H218ZM231 134V133H230ZM233 134H235V133H233ZM254 134V133H253ZM264 134V133H263ZM20 135V136H21ZM26 135V134H25ZM53 135V134H52ZM51 134H48V136H50V137H52V138H54L55 136H52ZM61 135H63V134H61ZM102 135V134H101ZM125 135H126V133H125ZM148 135H145V136H148ZM203 135V134H202ZM229 135V134H228ZM228 135H226L225 134V136H228ZM14 136V135H13ZM24 136V135H23ZM105 136V135H104ZM108 136V135H107ZM120 136V137H119ZM157 136L159 137V135L157 134ZM160 136H162V135H160ZM165 136V135H164ZM195 136V135H194ZM210 136H212V137H214V138H216V136H219V135H217V134H213V135H210ZM231 135H229V137H230ZM233 136H235V135H233ZM261 136V135H260ZM9 137H10V135H9ZM12 137V136H11ZM11 137L9 138V139H11ZM16 137V136H15ZM18 137V136H17ZM22 137V136H21ZM57 137H59V136H57ZM175 137V136H174ZM176 137H177V135H176ZM178 137V138H179ZM205 137V136H204ZM211 137V138H212ZM235 137H237V136H235ZM142 138V137H141ZM146 138V137H145ZM167 138V137H166ZM165 138V139H166ZM193 138V137H192ZM198 138H200L199 136H198ZM219 138H221L220 136H219ZM227 138V137H226ZM253 138V137H252ZM256 138V137H255ZM13 139H15L14 137H13ZM60 139V138H59ZM65 139V138H64ZM135 139V138H134ZM151 139L153 140V138H152V134H151V136H149V137H147L145 140V142H141V143H139L138 144V147H140L139 148V151L138 152H140V151H142L143 150V148H142V145H143V143L145 144V146H144V149H146V148H148V147H150L151 146V144H153V142L152 143H150L151 142ZM157 140H158V138H156ZM163 138H160L159 140H162ZM170 139L172 140L173 139V136L171 135L170 136ZM230 139H231V137H230ZM234 139H236V138H234ZM240 139V138H239ZM239 139H237V140H239ZM249 139H251V138H249ZM264 139V138H263ZM19 140H20V138H19ZM24 140V139H23ZM103 140V139H102ZM105 140H109V139H105ZM117 140H119V141H117ZM136 140V139H135ZM141 140V139H140ZM144 140V139H143ZM169 140V139H168ZM175 140L176 141H179V140H177V138H175ZM195 140V139H194ZM206 140V139H205ZM242 140H243V138H242ZM247 139H245L244 140V143H247V142H249V141H246ZM2 141V140H1ZM6 140H4L3 141V143L5 142ZM155 141V140H154ZM166 141V140H165ZM174 141V140H173ZM202 141V140H201ZM219 141H220V139H219ZM219 141H218V143H219ZM224 141V140H223ZM231 141H232V139H231ZM230 141V142H231ZM236 141V140H235ZM246 141V142H245ZM263 141V140H262ZM15 142V141H14ZM18 142V141H17ZM102 142V141H101ZM138 142V141H137ZM136 141H135V143H137ZM229 142V141H228ZM242 142V141H241ZM167 143V142H166ZM177 143V142H176ZM194 143V142H193ZM196 143V142H195ZM194 143V144H195ZM262 143V142H261ZM108 144V145H109ZM131 144V143H130ZM129 144V145H130ZM160 144H161V141H160V143H159V146H160ZM163 144H165V143H163ZM181 144V143H180ZM185 144V143H184ZM188 144H190V143H188ZM248 144V143H247ZM0 145H2V144H0ZM5 146H7L9 149H10V144L8 143V141H7V144H4ZM3 145V146H4ZM11 145H12V143H11ZM16 145V144H15ZM28 145V144H27ZM31 145V144H30ZM102 145V144H101ZM105 145V144H104ZM128 145V144H127ZM132 145V144H131ZM167 145V144H166ZM174 145V144H173ZM196 145V144H195ZM226 145H228V144H226ZM2 146V147H3ZM17 146V145H16ZM15 146V147H16ZM121 146H123V144L121 145ZM126 146V145H125ZM193 146V145H192ZM240 146V145H239ZM25 147H27V146H25ZM109 147V146H108ZM113 147V148H112ZM134 147V146H133ZM155 147H157V145L155 146ZM187 147V146H186ZM203 147V146H202ZM6 148V147H5ZM4 148V149H5ZM7 148V149H8ZM12 148V147H11ZM18 148V147H17ZM22 148V147H21ZM30 148V147H29ZM121 148V147H120ZM137 148V147H136ZM160 148H162V147H160ZM188 148V147H187ZM192 148V147H191ZM194 148H196V147H194ZM193 148V149H194ZM228 148V147H227ZM231 148V147H230ZM229 148V149H230ZM238 148V147H237ZM1 150H2V148H0ZM6 149V150H7ZM8 149V150H9ZM23 149V148H22ZM25 149V148H24ZM122 149H124V148H122ZM122 149H120V151H122ZM138 149V148H137ZM5 150V151H6ZM7 150V151H8ZM103 150V149H102ZM149 150H151L150 148H149ZM163 150H165V149H163ZM191 150V149H190ZM195 150V149H194ZM239 150V149H238ZM10 151V150H9ZM18 151V150H17ZM26 151V150H25ZM119 151V150H118ZM127 151V150H126ZM148 150H146V152H147ZM170 151V150H169ZM177 151V150H176ZM228 151V150H227ZM3 152V151H2ZM114 152H117V150H115ZM122 152H124V151H122ZM146 152L144 151V153H145V155H146ZM182 152V151H181ZM11 153H13V149H12V152H10V154ZM18 152H16V154H17ZM110 153V152H109ZM141 153V152H140ZM154 153V152H153ZM152 153V154H153ZM156 153V152H155ZM161 153V152H160ZM239 153V152H238ZM9 154V155H10ZM19 154V153H18ZM107 154V153H106ZM122 154V153H121ZM150 154V153H149ZM163 154H167V153H163ZM171 154V153H170ZM181 154H183V153H181ZM213 154V153H212ZM240 154V153H239ZM113 154L111 153L109 156L107 155V157H106V159H105V161L104 162H107L108 163V165L109 166H112V164L114 163V161L118 158V157H116V155H115V157H114V155L112 156ZM138 155V154H137ZM140 155V154H139ZM144 155V154H143ZM153 155H156V154H153ZM135 156H136V152H128L127 154H125V158H129V159H131V161H132V159H134L135 158ZM152 156V155H151ZM159 156H162V155H159ZM163 156H165V155H163ZM177 156V155H176ZM179 156V155H178ZM236 156L238 157V155L236 154ZM1 157H6V156H1ZM175 157V156H174ZM7 158V157H6ZM8 158H10V156L8 157ZM139 158H140V156H139ZM147 158H149V156L147 157ZM161 158H164V157H161ZM203 158V157H202ZM202 158H200V159H202ZM239 158V157H238ZM244 158V157H243ZM249 158V157H248ZM3 159V158H2ZM123 159V158H122ZM128 159V160H129ZM137 159V158H136ZM155 159H158V158H155ZM205 159V158H204ZM208 159V158H207ZM222 159V158H221ZM152 160L154 161V159L152 158ZM159 160H160V158H159ZM162 160V159H161ZM160 160V161H161ZM168 160V159H167ZM172 160V159H171ZM262 160H264V159H262ZM156 161V160H155ZM174 161V160H173ZM175 161H176V159H175ZM182 161H184V159L182 160ZM213 161V160H212ZM236 161V160H235ZM49 162V161H48ZM144 162H146L145 161V159H144ZM147 162H149V161H147ZM171 162V161H170ZM233 162H234V160H233ZM247 162V161H246ZM245 162V163H246ZM63 163V162H62ZM61 163V164H62ZM121 163V162H120ZM157 163V162H156ZM156 163H152V164H156ZM158 163H160V162H158ZM162 163H164V162H162ZM176 163V162H175ZM251 163V162H250ZM48 164V163H47ZM60 164V165H61ZM135 164V166H136V163H134ZM141 164V163H140ZM144 164V163H143ZM188 164V163H187ZM195 164V163H194ZM216 165H217V163H215ZM215 164H213V163H211V159L209 160V161H207L206 162V165H208V166H210V167H212V168H210V171H208V173L206 174L207 176L205 177L204 175V179L205 180H202L203 181V183L205 184V190H206V192H207V190L209 189V187L211 188L212 186H214L215 185V183H217V181H218V179L220 178V177H218V175H217V173L218 174H220V173H222L220 170H219V168L221 169V167L220 166H216ZM230 164V163H229ZM228 164V165H229ZM138 165V164H137ZM157 165V164H156ZM233 165V164H232ZM248 165H250V164H248ZM247 165V166H248ZM255 165V164H254ZM145 166V165H144ZM192 166V165H191ZM194 166H196V165H194ZM200 166V165H199ZM243 166H245V165H243ZM126 167H128V166H126ZM132 167H134V165L132 166ZM138 167H140V166H138ZM137 167V168H138ZM225 167V166H224ZM246 167V166H245ZM62 168H63V166H62ZM105 168H107V167H105ZM113 168H115V167H113ZM120 168H121V166H120ZM173 168H175V167H173ZM180 168V167H179ZM194 168V167H193ZM26 169V168H25ZM109 169H110V167H109ZM190 169H192V167L190 168ZM189 169V170H190ZM197 169V168H196ZM203 169V168H202ZM240 169H241V167H240ZM264 169V168H263ZM12 170H13V168H12ZM11 170V171H12ZM15 170V169H14ZM17 170V169H16ZM104 170V169H103ZM115 170H117V169H115ZM119 170V169H118ZM126 170H128V168H126ZM165 170H167V167H161L159 164H158V166H153V165H150V164H148V165H146L145 167H143L141 170H140V173L138 172V171H136L135 172V175L137 174L138 175V181L135 179V175H133V174H130L129 173V170L128 171H125V168H124V170H122V171H119V174H118V176H115L114 174L115 173H113V172H111V173H106V174H104V173H102L103 174V176H101V182L102 183H105V185H104V188H107L109 185L110 186H115L116 184H120L119 182L120 181H122V180H127L128 181V179L127 178H129V177H133V180L131 179V182H129V184L128 185H124V187L123 188H121L120 190L118 189V187H114L113 189H111V190H109V192L110 193H108V194H104V195H106L108 198H110V199H112V200H114L115 201V204L116 205H114V209L111 211V214H113V216L115 217H117V215H121L122 217L124 216V217H126V210H127V207L128 206H130V207H134V209H135V211H139L140 210V212H141V209H143V211H144V208H147V207H152V208H159L160 207V205H163V207L164 206H167V207H170L171 206V208H172V206H174L173 204H178L179 202V200L178 201H176L175 200V198L174 197H170L169 199H167V200H161V199H163V198H159V195H155V194H157V193H153L154 192V190H156V189H160V182H159V177L162 175V173H164L165 172ZM185 170V169H184ZM257 170H259V168L257 169ZM18 171H20V170H18ZM23 171V173H24V169L22 170ZM195 171V170H194ZM4 172H5V170H4ZM14 172V171H13ZM30 172V171H29ZM60 172V171H59ZM59 172H57V173H59ZM105 172V171H104ZM167 172V171H166ZM187 172V171H186ZM2 173V172H1ZM0 173V175H2ZM7 173V172H6ZM5 173V174H6ZM10 173V172H9ZM19 173V172H18ZM27 173V172H26ZM56 173V174H57ZM193 173V172H192ZM195 173H197V171L195 172ZM252 173V172H251ZM262 173V172H261ZM176 174H177V170H176ZM181 174V173H180ZM188 174V173H187ZM18 175V174H17ZM21 175V174H20ZM24 175V174H23ZM31 175V174H30ZM91 175V174H90ZM89 174H88V176H90ZM166 175V174H165ZM196 175V174H195ZM210 175L213 177L212 179L210 178ZM234 175V174H233ZM237 175H239V174H237ZM251 175V174H250ZM58 176H59V174H58ZM196 176H199V175H196ZM202 176V175H201ZM242 176V175H241ZM15 177H17V176H15ZM28 177H29V175H28ZM140 177H143V178H141V179H139ZM221 177H223V176H221ZM227 177V176H226ZM235 177V176H234ZM1 178V177H0ZM184 178H186V177H184ZM194 178H197V177H194ZM250 178V177H249ZM164 179V178H163ZM175 179V178H174ZM180 179V178H179ZM189 179V178H188ZM188 179H186V180H188ZM234 179V178H233ZM246 179V178H245ZM147 180H149V181H151V184H149V185H147L146 184V182H147ZM173 180V179H172ZM231 180V179H230ZM126 181V182H127ZM191 181V180H190ZM263 181V180H262ZM17 182V181H16ZM181 182V181H180ZM192 182V181H191ZM200 182V181H199ZM219 182V181H218ZM228 182V181H227ZM1 183V182H0ZM11 183V182H10ZM18 183V182H17ZM17 183H15V184H17ZM20 183V182H19ZM19 183L17 184V185H19ZM202 183V182H201ZM225 183V182H224ZM235 183V182H234ZM243 183H244V181H243ZM52 184H54V183H52ZM258 184V183H257ZM9 185V184H8ZM180 184L179 183H177L176 181H174V183L172 184V187H171V189H177V187L179 186ZM203 185V184H202ZM220 185V184H219ZM250 185V184H249ZM14 186H16V185H14ZM14 186H12V187H14ZM20 186V185H19ZM22 186V185H21ZM56 186V185H55ZM11 187V188H12ZM122 187V186H121ZM128 187H133V188H131V190L133 189L134 190V192H136V194H134L135 196H133V198L132 199H125V196L123 197H120V195L121 194H124L123 192H125L124 191V189L125 188H128ZM152 187V188H151ZM188 187V186H187ZM194 187V186H193ZM218 187V186H217ZM264 187V186H263ZM103 188V187H102ZM103 188V189H104ZM213 188V187H212ZM235 188V187H234ZM20 189H21V187H20ZM25 187L23 188V193H25V192H27V191H25ZM129 189V188H128ZM162 189V188H161ZM160 189V190H161ZM201 189V188H200ZM228 189V188H227ZM231 189V188H230ZM233 189V188H232ZM235 189H237V188H235ZM241 189V188H240ZM247 189V188H246ZM163 190V189H162ZM183 190V189H182ZM204 190V191H205ZM253 190H254V187H253ZM105 191V190H104ZM173 191V190H172ZM179 191V190H178ZM188 191V190H187ZM197 191H199V190H197ZM210 191V190H209ZM208 191V192H209ZM243 191H244V189H243ZM264 190H262V192H263ZM19 192H21L20 190H18V192L16 193L18 196H19ZM32 192V191H31ZM193 192V191H192ZM206 192H205V194H206ZM214 192V191H213ZM219 192V191H218ZM253 192V191H252ZM19 193V194H18ZM22 193V192H21ZM33 193V192H32ZM31 193V194H32ZM166 193V192H165ZM181 193V192H180ZM189 193V192H188ZM196 193V192H195ZM246 193V192H245ZM27 194H29V193H27ZM103 194V193H102ZM208 194V193H207ZM224 194V193H223ZM233 194V193H232ZM246 194H248V193H246ZM25 195V194H24ZM30 195V194H29ZM128 195H130V194H128ZM182 195V194H181ZM200 195V194H199ZM22 196V195H21ZM171 196V195H170ZM176 196V195H175ZM182 196H185V195H182ZM196 196V195H195ZM226 196V195H225ZM169 197V196H168ZM191 197H193L192 195H191ZM199 197H201V196H199ZM205 197V196H204ZM212 196H210V198H211ZM236 197H239V196H236ZM245 197V196H244ZM257 197H258V194H257ZM177 198V197H176ZM198 198V197H197ZM215 198V197H214ZM217 198V197H216ZM252 198V197H251ZM120 199H122V200H120ZM187 199V198H186ZM206 199V198H205ZM236 199V198H235ZM26 200V199H25ZM196 200V199H195ZM212 200H214V199H212ZM243 200H244V198H243ZM247 200H248V198H247ZM27 201V200H26ZM121 201H123L125 204H122V202ZM189 201H190V199H189ZM191 201H192V199H191ZM201 201H203V200H201ZM210 201V200H209ZM221 201V200H220ZM228 201V200H227ZM241 201V200H240ZM260 201H262V200H260ZM31 201H29L28 203H30ZM119 202H121L120 204H122L123 206L120 208V205H119ZM234 202V201H233ZM239 202V201H238ZM242 202H244V201H242ZM248 202V201H247ZM264 202V201H263ZM14 203H16V202H14ZM240 203V202H239ZM250 203H251V200H250ZM31 204V203H30ZM29 204V205H30ZM181 204H183V203H181ZM193 204V203H192ZM223 204V203H222ZM222 204H219V206L218 207H220V210H221V208H223V205ZM226 204H228L227 202H226ZM248 204V203H247ZM251 204H253V203H251ZM256 204V203H255ZM118 205H119V207H118ZM197 205V204H196ZM205 205V204H204ZM229 205V204H228ZM227 205V206H228ZM239 205V204H238ZM237 205V206H238ZM261 205V204H260ZM184 206V205H183ZM202 206V205H201ZM254 206V205H253ZM12 207H14V205L12 204ZM199 207V206H198ZM206 207V206H205ZM15 208V207H14ZM162 208V207H161ZM165 208V207H164ZM170 208V209H171ZM179 208V207H178ZM196 208V207H195ZM202 208H203V206H202ZM238 208V207H237ZM251 208V207H250ZM263 207H261V209H262ZM149 209V208H148ZM151 209V208H150ZM163 209V208H162ZM167 209V208H166ZM169 208L167 209V210H170ZM207 209V208H206ZM210 209V208H209ZM212 209H214V210H216L215 208H212ZM219 209V208H218ZM252 209V208H251ZM257 209V208H256ZM203 210V209H202ZM242 210V209H241ZM145 211H147V210H145ZM153 211V210H152ZM156 211L157 210H154V213L156 214ZM160 211V210H159ZM166 211V210H165ZM176 211V210H175ZM199 211H200V209H196V210H194L193 209V206L192 207H188V208H183L182 209V211L180 212V215H181V217L183 218L184 216H186L187 218H191V217H193V214L192 213H196V216L195 217H198V215H200L201 213H199ZM217 211V210H216ZM229 210H227V212H228ZM189 212H192V213H189ZM204 211H202V213H203ZM226 212V213H227ZM249 212V211H248ZM247 212V213H248ZM161 213V212H160ZM177 213V212H176ZM215 213V212H214ZM229 213V212H228ZM232 214H235V213H233V212H231ZM230 213V214H231ZM246 213V214H247ZM152 214V213H151ZM203 214H205V213H203ZM206 214L207 215H204V216H209V214H211V215H216V214H212V212L211 211H209V212H206ZM231 214V215H232ZM256 214H257V212H256ZM127 215H129V214H127ZM157 215V214H156ZM161 216H163L162 214H160ZM172 215V214H171ZM171 215H169V216H167L166 215V218L165 219H167V218H171L172 216ZM188 215H191V217H188ZM113 216H112V219H113ZM145 217L144 218H146V217H148V215L146 214V215H144ZM158 216V215H157ZM232 216H234V215H232ZM248 216V215H247ZM123 217V218H124ZM141 217V216H140ZM139 217V218H140ZM207 217H205V218H207ZM211 217V216H210ZM223 217V216H222ZM245 217V216H244ZM250 217V216H249ZM177 218V217H176ZM225 218V217H224ZM235 217H233V219L232 220H235L234 219ZM253 218V217H252ZM115 219V218H114ZM121 219V218H120ZM164 219V220H165ZM197 219V218H196ZM211 219H214L213 217H211ZM216 219V218H215ZM168 220V219H167ZM192 220V219H191ZM224 220V219H223ZM244 220V219H243ZM242 220V221H243ZM253 220V219H252ZM134 221V220H133ZM138 222H139V220H137ZM136 221V222H137ZM145 221H147V220H145ZM242 221H241V223H242ZM251 221V220H250ZM256 221H257V219H256ZM263 222H264V220H262ZM111 222V221H110ZM135 222V223H136ZM193 222V221H192ZM233 222H235V221H233ZM119 223V224H118ZM220 223V222H219ZM228 223V222H227ZM108 224V223H107ZM114 224H115V228H123L124 226H123V222L122 221H118V220H115L114 221ZM113 223L110 225V227H112V225H114ZM140 224V223H139ZM245 224V223H244ZM250 224V223H249ZM264 224V223H263ZM136 225H137V223H136ZM224 225H225V223H224ZM231 225V224H230ZM227 226V225H226ZM244 226V225H243ZM114 227V226H113ZM127 227H128V225H127ZM126 227V228H127ZM223 227V226H222ZM221 227V228H222ZM230 228V227H229ZM250 228V227H249ZM113 229V228H112ZM142 228L141 227H137V226H133L132 227V231L133 232H131V233H128V234H130L127 238H128V240H130L131 241V239H134V236H135V233L136 232H138V231H140ZM173 229V228H172ZM252 229V228H251ZM221 230H223V229H221ZM108 231H110V228L108 229ZM115 231V230H114ZM120 231V230H119ZM130 231V230H129ZM128 231V232H129ZM229 231V230H228ZM251 231V230H250ZM256 231V230H255ZM105 232V231H104ZM111 232V231H110ZM125 232V231H124ZM124 232H118L117 233V236H120L121 238H126L125 237V235H124ZM126 232H127V230H126ZM219 232H221V231H219ZM224 232V231H223ZM107 233H109V232H107ZM263 233V232H262ZM264 234V233H263ZM112 235V234H111ZM254 236V235H253ZM262 236V235H261ZM223 237V236H222ZM109 239V238H108ZM120 239V238H119ZM228 240V239H227ZM226 241V240H225ZM117 243V242H116ZM205 243V242H204ZM259 243H260V241H259ZM229 244V243H228ZM245 244V243H244ZM254 245H255V243H254ZM113 246H114V244H113ZM258 247V246H257ZM131 248H132V243L131 244H128V245H126V249H127V251H130L131 250ZM172 249H173V246L171 247ZM209 248V247H208ZM243 249V248H242ZM250 249V248H249ZM170 251V250H169ZM239 251V250H238ZM257 251V250H256ZM123 252V251H122ZM162 252V251H161ZM121 253V252H120ZM127 253V252H126ZM175 253V252H174ZM155 254V253H154ZM166 254V253H165ZM263 254V253H262ZM156 255V254H155ZM119 256V255H118ZM152 256V255H151ZM162 256V255H161ZM254 256V255H253ZM258 256V255H257ZM125 256L123 255V256H121L120 257V261H123L125 258H124ZM146 257V256H145ZM144 257V258H145ZM209 257V256H208ZM167 258V257H166ZM186 259V258H185ZM253 259V258H252ZM149 260V259H148ZM147 260V262H149ZM126 261V260H125ZM127 263H128V261H126ZM252 262V261H251ZM125 263V262H124ZM204 263V262H203ZM246 263V262H245ZM151 264V263H150Z\"/></svg>",
  "mask_w": 264,
  "mask_h": 264
}]
</instances>
